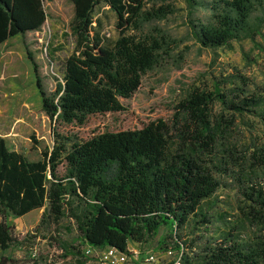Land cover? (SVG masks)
Instances as JSON below:
<instances>
[{
    "label": "trees",
    "instance_id": "trees-1",
    "mask_svg": "<svg viewBox=\"0 0 264 264\" xmlns=\"http://www.w3.org/2000/svg\"><path fill=\"white\" fill-rule=\"evenodd\" d=\"M187 2L210 11V22L189 21L201 47H231L232 41L262 36L264 0ZM72 4L70 28L76 46L65 58L61 81L51 93L44 91L38 64L25 46L41 110L50 121L52 146L42 150L39 159L28 160L0 136V264H18L3 253L23 243L7 217L42 207L37 226L49 231L42 238L69 264H86L89 257L59 239L57 226L63 219L72 220L84 244L93 249L112 246L131 255L129 243H146L167 227L157 248L174 252L179 264H264V139L260 145L252 144L243 159L252 172L239 176L238 221L218 237L202 233L210 222L203 202L219 187L217 175L240 166L222 132L264 105V85L259 87L233 69L219 75L211 88H188L170 103L168 118L82 135L80 129L91 117L123 111L120 99L129 98L142 76L158 64L162 41L144 33L143 26L173 9L169 5L146 9L145 0ZM100 4L115 13L117 37L111 45H103L92 32L93 11ZM46 17L43 0H0V43L39 30ZM215 102L229 118L222 112L214 115ZM30 138L37 144L34 133ZM234 172L237 178L239 171ZM247 225L252 233L239 237L235 230ZM185 229L188 237L183 239Z\"/></svg>",
    "mask_w": 264,
    "mask_h": 264
},
{
    "label": "rangeland",
    "instance_id": "rangeland-1",
    "mask_svg": "<svg viewBox=\"0 0 264 264\" xmlns=\"http://www.w3.org/2000/svg\"><path fill=\"white\" fill-rule=\"evenodd\" d=\"M202 1L208 3L213 0ZM159 5H169L173 12L143 26L144 33L162 41L163 49L158 64L142 76L139 87L129 98L120 99L125 108L123 111L91 117L80 129L82 135L88 136L104 129H132L160 117L168 118L171 114L170 103L181 99L188 88H211L219 75L232 72L233 69L249 76L259 87L264 85V25L261 26L262 36L257 35L253 40L232 41L231 47L204 48L194 39L189 21L210 22L208 8L191 6L187 0H145L146 9ZM43 7L47 17L39 30L10 39L8 45L0 49V83H5L3 78L7 81L8 74L14 72V69L11 71L13 65L17 64L21 68L22 57L24 59L26 55L25 46L38 64L44 91L51 93L56 83L61 81L63 62L76 46L70 28L73 4L72 0H43ZM93 18V34H98L103 45H111L117 37L115 13L100 4L94 8ZM212 111L214 115L222 112L224 118L230 117L229 112L222 109L218 102L213 104ZM33 133L38 140L35 145L30 138ZM0 136L10 149L22 152L28 160L39 159L41 151L52 146L50 121L41 110V98L35 85L32 93L29 89L26 94L19 96V102L0 101ZM222 136L240 166H231L228 170L230 176L223 173L217 175L219 187L203 202L210 220L208 231H202L206 237H218L231 223L238 221L237 207L241 199L239 176L252 172L243 159L252 144L260 145L264 139V105L257 112L246 113L236 119L222 132ZM234 171H239L237 178ZM43 211L44 207L20 217H7L6 221L13 227V234L23 243L7 249L3 254L16 258L18 264H69L56 256L60 251L49 246L48 239L42 238L43 235H49L44 225L37 226ZM222 214L223 219L220 218ZM57 228L56 234L61 241L80 247L83 251L88 247L72 220H61ZM252 231L253 228L248 225L242 231L235 230L239 237ZM167 232V227H161L150 241L129 243L128 248L138 255L134 264H169L177 255H165V251L157 248V240ZM187 233L186 229L183 230V239L188 237ZM148 252L156 253L159 261L146 262L144 258ZM87 255L86 264H94L93 253Z\"/></svg>",
    "mask_w": 264,
    "mask_h": 264
},
{
    "label": "crops",
    "instance_id": "crops-1",
    "mask_svg": "<svg viewBox=\"0 0 264 264\" xmlns=\"http://www.w3.org/2000/svg\"><path fill=\"white\" fill-rule=\"evenodd\" d=\"M17 36L20 35L18 34L9 37L2 43H0V49L3 48V46L8 45L10 39H13ZM12 69H14V72L8 74L7 81L5 80V78H3L5 83H0V101L19 102L20 95L26 94L29 89L31 93L33 92L35 78L32 65L30 64L26 55L24 56V59L22 57L21 68H18L16 64L11 67V71Z\"/></svg>",
    "mask_w": 264,
    "mask_h": 264
},
{
    "label": "built area",
    "instance_id": "built-area-1",
    "mask_svg": "<svg viewBox=\"0 0 264 264\" xmlns=\"http://www.w3.org/2000/svg\"><path fill=\"white\" fill-rule=\"evenodd\" d=\"M129 250L133 251V254L130 255L112 246H106L102 249H93L88 246L85 249V253L90 255L93 253L92 260L94 261V264H134V261L137 260L138 255L134 250ZM173 253L174 252L168 250L165 251L164 254L171 255ZM144 259L146 262L151 263H157L159 261L157 254L154 252H148ZM173 260V264H179L178 255Z\"/></svg>",
    "mask_w": 264,
    "mask_h": 264
}]
</instances>
